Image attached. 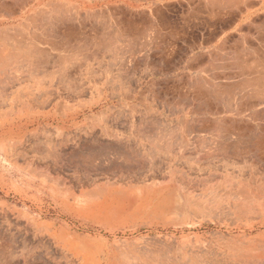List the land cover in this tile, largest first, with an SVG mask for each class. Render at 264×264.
Masks as SVG:
<instances>
[{"label":"rangeland","instance_id":"1","mask_svg":"<svg viewBox=\"0 0 264 264\" xmlns=\"http://www.w3.org/2000/svg\"><path fill=\"white\" fill-rule=\"evenodd\" d=\"M0 3V264H264V32L220 34L235 0Z\"/></svg>","mask_w":264,"mask_h":264},{"label":"crops","instance_id":"2","mask_svg":"<svg viewBox=\"0 0 264 264\" xmlns=\"http://www.w3.org/2000/svg\"><path fill=\"white\" fill-rule=\"evenodd\" d=\"M235 2L236 6L231 7L229 12V16L235 17V21L220 34L252 35L264 32L262 29L264 28V0H235Z\"/></svg>","mask_w":264,"mask_h":264},{"label":"bare ground","instance_id":"3","mask_svg":"<svg viewBox=\"0 0 264 264\" xmlns=\"http://www.w3.org/2000/svg\"><path fill=\"white\" fill-rule=\"evenodd\" d=\"M2 4H3V3H2ZM3 5H5V4H3ZM0 6H1V3H0ZM22 6H23V4H22ZM21 8H22V7H21ZM0 9H1V8H0ZM41 10H42V9H41ZM54 11H55V10H54ZM38 12H39V11H38ZM40 12H41V11H40ZM46 13H47V12H46ZM56 13H58V12H56ZM36 14H38V13H36ZM58 14H59V13H58ZM39 15H40V13L38 14V16H39ZM44 15H46V14H44ZM32 16H33V15H32ZM41 16H43V15H41ZM46 17H47V16H46ZM44 18H45V17H44ZM34 19H35V18H34ZM41 21H42V20H41ZM43 21H44V20H43ZM33 22H34V20H33ZM36 22H37V21H36ZM39 22H40V21H39ZM44 22H45V21H44ZM33 24H34V23H33ZM34 25H35V24H34ZM31 26H32V25H31ZM38 26H40V25H38ZM3 31H4V30H3ZM2 81H4V80H2ZM2 83H3V82H2ZM5 83H6V81H5ZM1 85H2V84H1ZM183 124H185V123H183ZM189 125H191V124H189ZM183 126H185V125H183ZM185 127H186V126H185ZM188 128H189V127H188ZM190 128H192V126H191ZM200 128H201V127H200ZM213 128H214V127H213ZM177 129H178V128H177ZM177 129H176V130H177ZM197 129H198V128H197ZM186 130H187V129H186ZM199 130H200V129H199ZM205 130H206V129H205ZM208 130H209V129H208ZM211 130H212V129H211ZM216 130H217V129H216ZM220 130H221V129H220ZM223 130H224V129H223ZM183 131H184V130H183ZM192 131H193V129H192ZM206 131H207V130H206ZM209 131H210V130H209ZM212 131H213V130H212ZM188 132H189V131H188ZM188 132H187V134H188ZM203 132H204V131H203ZM210 132H211V131H210ZM255 132H256V131H255ZM173 133H174V131H173ZM173 133H172V134H173ZM175 133H176V132H175ZM250 133H251V132H250ZM220 134H221V133H220ZM217 135H218V134H217ZM233 135H234V134H233ZM236 135H237V134H236ZM171 136H172V135H171ZM174 136H175V135H174ZM176 136H177V134H176ZM222 136H223V135H222ZM169 137H170V136H169ZM219 137H220V136H219ZM230 137H231V136H230ZM235 137H236V136H235ZM238 137H239V136H238ZM243 137H244V136H243ZM174 138H175V137H174ZM194 138H195V137H194ZM224 138H225V136H224ZM240 138H241V137H240ZM247 138H248V137H247ZM170 139H171V138H170ZM177 139H178V138H177ZM184 139H185V138H184ZM221 139H222V138H221ZM164 140H166V139H164ZM172 140H173V139H172ZM175 140H176V139H175ZM175 140H173V141H175ZM182 140H183V139H182ZM215 140H216V139H215ZM247 140H248V139H247ZM173 141H172V142H173ZM217 141H218V140H217ZM234 141H235V140H234ZM241 141H242V140H241ZM169 142H170V141H169ZM180 142H181V141H180ZM180 142H179V143H180ZM184 142H185V141H184ZM184 142H183V144H184ZM222 142H224V143L226 142V143H227L226 140H225V141L223 140ZM166 143H167V142H166ZM177 143H178V142H177ZM186 143H187V142H186ZM226 143H225L224 145H226ZM172 144H173V143H172ZM180 144H181V143H180ZM189 144H190V143H189ZM220 144H221V142H220ZM230 144H231V142H230ZM232 144H233V143H232ZM244 144H245V143H244ZM164 145H165V144H164ZM166 145H168V144H166ZM181 145H182V144H181ZM181 145H180V146H181ZM184 145H186V144H184ZM224 145H223V147H224ZM227 145L229 146V144H227ZM234 145H235V144H234ZM171 146H173V145H171ZM188 146H189V145H188ZM228 146H226V147H227V150L229 149ZM235 146H236V147H239L240 145L237 146V144H236ZM165 147H166V146H165ZM165 147H164V148H165ZM168 147H170V146H168ZM174 147H175V146H174ZM177 147H178V146H177ZM219 147H221V146H219ZM219 147H218V148H219ZM226 147H224V148H226ZM233 147H234V146H233ZM233 147H232V148H233ZM195 148H196V147H195ZM218 148H217V149H218ZM230 148H231V146H230ZM239 148H240V147H239ZM247 148H248V147H247ZM168 149H169V148H168ZM181 149H182V147H181ZM241 149H242V148H241ZM244 149H245V148H244ZM170 150H171V149H170ZM218 150H219V149H218ZM223 150H226V149H223ZM227 150L224 151L223 154H225V152H227ZM236 150H237V149H235V151H236ZM249 150H250V149H249ZM249 150H248V151H249ZM164 151H165V150H164ZM221 151H222V148L219 150V152H221ZM228 151H229V150H228ZM232 151H234V150H232ZM245 151H246V149H245ZM245 151H244V152H245ZM250 151H251V150H250ZM180 152H181V151H180ZM185 152H186V151H185ZM194 152H195V151H194ZM222 152H223V151H222ZM238 152H239V150H238ZM241 152H242V151H241ZM125 153H126V151L124 152V154H125ZM215 153H216V152H215ZM217 153H218V152H217ZM236 153H237V151H236ZM242 153H243V152H242ZM223 154H222V155H223ZM226 154H227V156H228V152H227ZM231 154H232V153H231ZM231 154H230V155H231ZM233 154H234V153H233ZM233 154H232V155H233ZM245 154H246V153H245ZM187 155H188V154H187ZM219 155H220V154H219ZM230 155H229V157H230ZM232 155H231V156H232ZM234 155H235V154H234ZM127 157H128V156H127ZM170 157H171V156H170ZM222 157H224V156H222ZM225 157H226V156H225ZM174 158H175V157H174ZM125 159H126V158H125ZM139 159H140V158H139ZM141 160H142V158H141ZM214 160H215V159H214ZM217 160H218V159H217ZM138 163H139V162H138ZM129 164H130V162H129ZM138 165H139V164H138ZM143 166H144V165H143ZM130 168H131V167H130ZM180 170H181V169H180ZM189 170H190V169H189ZM134 171H135V170H134ZM203 171H204V170H203ZM203 173H204V172H203ZM200 174H201V173H200ZM180 181H181V180H180Z\"/></svg>","mask_w":264,"mask_h":264}]
</instances>
